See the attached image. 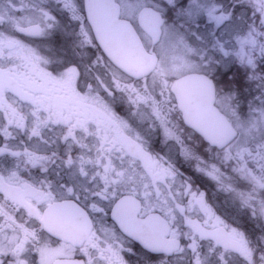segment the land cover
I'll list each match as a JSON object with an SVG mask.
<instances>
[{"label":"snow or ice","instance_id":"snow-or-ice-1","mask_svg":"<svg viewBox=\"0 0 264 264\" xmlns=\"http://www.w3.org/2000/svg\"><path fill=\"white\" fill-rule=\"evenodd\" d=\"M0 264H264V0H0Z\"/></svg>","mask_w":264,"mask_h":264}]
</instances>
